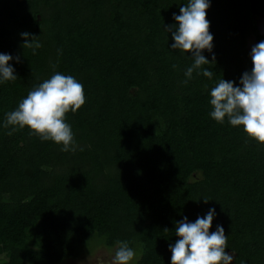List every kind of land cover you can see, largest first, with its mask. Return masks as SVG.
<instances>
[{
    "label": "trees",
    "instance_id": "obj_1",
    "mask_svg": "<svg viewBox=\"0 0 264 264\" xmlns=\"http://www.w3.org/2000/svg\"><path fill=\"white\" fill-rule=\"evenodd\" d=\"M187 3L0 0V53L18 77L0 82V264H62L118 240L136 252L131 264H171L177 223L213 208L211 231L224 228L232 264H264V144L210 115L212 87L241 86L251 71L264 0H210L213 49L203 55L215 62L203 67L213 77L194 72L184 84L194 60L171 48L166 28ZM25 32L42 44L35 53L22 47ZM55 72L86 94L67 114L68 152L3 127Z\"/></svg>",
    "mask_w": 264,
    "mask_h": 264
},
{
    "label": "clouds",
    "instance_id": "obj_2",
    "mask_svg": "<svg viewBox=\"0 0 264 264\" xmlns=\"http://www.w3.org/2000/svg\"><path fill=\"white\" fill-rule=\"evenodd\" d=\"M210 0H188L181 6L180 14H173L177 25L166 28L172 33L175 41L172 49L191 53L194 62L185 71L187 84L193 73L202 71L205 77L211 79L213 72L203 66L213 64L203 52H211L214 37L210 33V21L207 11ZM173 28L175 30H173ZM23 49L35 50L42 47L38 37L25 32ZM62 54V50H58ZM19 62V57L16 58ZM13 57L0 53V82L15 81L18 77L10 65ZM252 68L245 72L240 80L241 86L234 81L220 79L210 91V105L213 110L211 117L218 123H224L227 118L233 127L242 126L246 135L264 144V41L253 46L251 51ZM177 67L173 65V68ZM86 103L84 86L72 75L55 72L50 78L28 92L19 102L18 107L6 114L4 128L11 136L17 129L25 127L31 134L42 141H52L62 145V151L75 150V139L71 125L67 123V114L75 113ZM207 203L208 200L204 199ZM215 209H210L206 216L198 217L195 222H189L187 217L178 222L175 236L179 239L170 245L171 264H232L233 256L226 252L228 236L222 226L211 231L215 217ZM115 254L108 260L99 259L97 264H131L136 258V252L128 241H116Z\"/></svg>",
    "mask_w": 264,
    "mask_h": 264
},
{
    "label": "rangeland",
    "instance_id": "obj_3",
    "mask_svg": "<svg viewBox=\"0 0 264 264\" xmlns=\"http://www.w3.org/2000/svg\"><path fill=\"white\" fill-rule=\"evenodd\" d=\"M254 13L256 15H258L257 12H256V10H254ZM257 23H258V27H259V30H260L261 35L264 36L263 18L260 17V16H258V22ZM257 43L258 42H257L255 36H251L249 38V50H250V52L252 51L253 46H255ZM114 254H115V249H111L110 250V249H106L104 247H98L91 254H86V255L78 258V259H72V260L65 261L62 264H97V262H98L99 259L103 258L105 260H108ZM4 258L5 257L0 254V260H2ZM134 260H136V258Z\"/></svg>",
    "mask_w": 264,
    "mask_h": 264
},
{
    "label": "water",
    "instance_id": "obj_4",
    "mask_svg": "<svg viewBox=\"0 0 264 264\" xmlns=\"http://www.w3.org/2000/svg\"><path fill=\"white\" fill-rule=\"evenodd\" d=\"M248 47H249V40H248Z\"/></svg>",
    "mask_w": 264,
    "mask_h": 264
}]
</instances>
